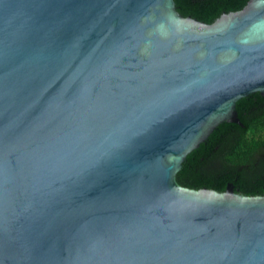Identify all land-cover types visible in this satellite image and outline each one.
I'll return each instance as SVG.
<instances>
[{"label": "water", "instance_id": "95a60500", "mask_svg": "<svg viewBox=\"0 0 264 264\" xmlns=\"http://www.w3.org/2000/svg\"><path fill=\"white\" fill-rule=\"evenodd\" d=\"M264 96V0H0V264H264V196L185 190Z\"/></svg>", "mask_w": 264, "mask_h": 264}, {"label": "trees", "instance_id": "16d2710c", "mask_svg": "<svg viewBox=\"0 0 264 264\" xmlns=\"http://www.w3.org/2000/svg\"><path fill=\"white\" fill-rule=\"evenodd\" d=\"M248 0H174L177 12L206 25L223 14L241 10ZM236 110L243 123L219 126L209 139L190 153L176 174L185 190L222 194L232 185L236 194L264 196V96L242 98Z\"/></svg>", "mask_w": 264, "mask_h": 264}]
</instances>
